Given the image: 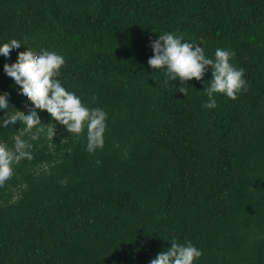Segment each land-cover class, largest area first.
Here are the masks:
<instances>
[{
  "label": "trees",
  "instance_id": "1",
  "mask_svg": "<svg viewBox=\"0 0 264 264\" xmlns=\"http://www.w3.org/2000/svg\"><path fill=\"white\" fill-rule=\"evenodd\" d=\"M165 32L230 49L247 91L203 108L209 71L177 92L147 63ZM13 39L63 55L57 78L107 127L90 154L86 131L40 113L54 143L33 142L0 189V264H148L170 240L200 249L195 264H264V0H0V43ZM17 63L0 56V95L27 114L4 74Z\"/></svg>",
  "mask_w": 264,
  "mask_h": 264
},
{
  "label": "clouds",
  "instance_id": "2",
  "mask_svg": "<svg viewBox=\"0 0 264 264\" xmlns=\"http://www.w3.org/2000/svg\"><path fill=\"white\" fill-rule=\"evenodd\" d=\"M201 45L202 42L186 39L183 34L161 33L150 39L153 55L147 63L155 70H163L166 82L179 78L180 86L176 89L184 96L188 95V89L183 87L186 81L195 78L204 82L205 73L210 71L211 78L203 90L207 101L202 107L211 110L217 107V94L236 100L238 94L247 91L248 82L244 78V69L231 63L234 53L230 49L218 47L210 57ZM25 46L29 47L26 40L0 43V56L5 60L11 61L12 54H18V63L14 66L5 64L4 74L13 82L18 96L30 102L26 105V114L16 107L10 96L0 95V113L4 114L0 116V127L7 131L20 126L12 148L0 143V189L13 178L15 166L22 160L33 159V142L43 137L54 143L56 132L51 121L64 126L71 135L79 136L86 131V151L90 154L104 146L107 113L98 107H86L78 95L61 84L57 77L65 65L63 55L43 48L37 54L31 47V51L20 54ZM10 105H14L17 111L5 116ZM43 111L51 117L49 123L41 121L40 113ZM201 256L202 251L190 241L182 244L170 240V247L160 251L148 264H195Z\"/></svg>",
  "mask_w": 264,
  "mask_h": 264
}]
</instances>
